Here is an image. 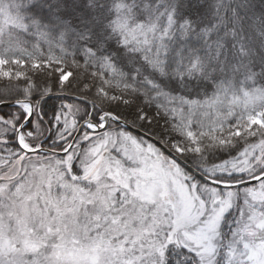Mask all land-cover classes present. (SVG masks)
<instances>
[{
  "label": "snow or ice",
  "instance_id": "snow-or-ice-1",
  "mask_svg": "<svg viewBox=\"0 0 264 264\" xmlns=\"http://www.w3.org/2000/svg\"><path fill=\"white\" fill-rule=\"evenodd\" d=\"M0 264H264V0H0Z\"/></svg>",
  "mask_w": 264,
  "mask_h": 264
}]
</instances>
